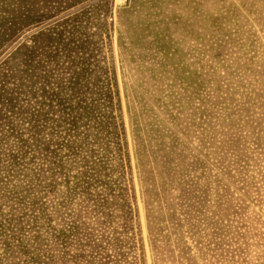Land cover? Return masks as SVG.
<instances>
[{
	"label": "rangeland",
	"instance_id": "1",
	"mask_svg": "<svg viewBox=\"0 0 264 264\" xmlns=\"http://www.w3.org/2000/svg\"><path fill=\"white\" fill-rule=\"evenodd\" d=\"M0 264H264V0H0Z\"/></svg>",
	"mask_w": 264,
	"mask_h": 264
}]
</instances>
